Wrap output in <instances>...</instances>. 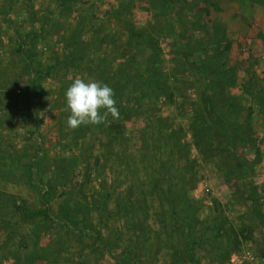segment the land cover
<instances>
[{
    "label": "rangeland",
    "instance_id": "rangeland-1",
    "mask_svg": "<svg viewBox=\"0 0 264 264\" xmlns=\"http://www.w3.org/2000/svg\"><path fill=\"white\" fill-rule=\"evenodd\" d=\"M0 264H264V0H0Z\"/></svg>",
    "mask_w": 264,
    "mask_h": 264
},
{
    "label": "clouds",
    "instance_id": "clouds-1",
    "mask_svg": "<svg viewBox=\"0 0 264 264\" xmlns=\"http://www.w3.org/2000/svg\"><path fill=\"white\" fill-rule=\"evenodd\" d=\"M114 95V90L100 81L74 79L65 91L66 110L70 112L67 126L75 129L81 125L101 124L109 115L118 118Z\"/></svg>",
    "mask_w": 264,
    "mask_h": 264
}]
</instances>
